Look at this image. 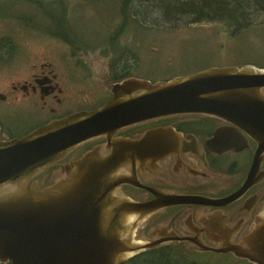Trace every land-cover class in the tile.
Here are the masks:
<instances>
[{
  "label": "water",
  "instance_id": "1",
  "mask_svg": "<svg viewBox=\"0 0 264 264\" xmlns=\"http://www.w3.org/2000/svg\"><path fill=\"white\" fill-rule=\"evenodd\" d=\"M100 77L112 92L104 105L52 120L22 138L0 141L1 264H122L165 245L140 240L136 231L166 198L135 205L113 195L111 180L119 177L116 168L122 160H144L149 149L163 147V134L168 138L176 130L155 128L138 140L116 139L110 156L94 152L64 163L65 176L37 188L36 176L88 141L149 121L204 114L251 123L249 133L258 153L264 152L263 67L212 66L157 81ZM197 243L200 251L233 253L264 264V224L250 236L249 249Z\"/></svg>",
  "mask_w": 264,
  "mask_h": 264
},
{
  "label": "flooded vegetation",
  "instance_id": "2",
  "mask_svg": "<svg viewBox=\"0 0 264 264\" xmlns=\"http://www.w3.org/2000/svg\"><path fill=\"white\" fill-rule=\"evenodd\" d=\"M33 58L34 55L30 59ZM135 60L133 50L121 59L120 72L127 75L117 80L113 76L119 70L112 68L111 56L107 61L108 74L104 75H110L112 82L131 76L152 81L169 79L133 74ZM13 64H2L0 68L9 67L6 71L13 75L19 72L11 67ZM106 97L91 101L86 107L61 109L72 100L67 101L65 85L54 63L33 60L20 77L7 81L0 89V141L22 138L70 113L96 109L111 99V91ZM27 119L34 120L28 129L21 127ZM155 128H172L176 132H170L168 138L163 134V147L155 152L149 149L144 160L126 159L117 163L119 177L111 180L115 183L113 195L135 205L166 198V204L152 209L158 211L138 226L137 236L140 240H160L164 246L187 247L202 254L238 259L233 253L200 251L197 242L217 248L241 245L249 249L250 236L264 224V152L258 153V143L249 133L253 128L251 123L198 114L124 128L110 138L94 139L73 149L34 178L37 188L48 187L65 176L61 173L62 164L79 161L94 152L108 157L116 139L138 140Z\"/></svg>",
  "mask_w": 264,
  "mask_h": 264
},
{
  "label": "rangeland",
  "instance_id": "3",
  "mask_svg": "<svg viewBox=\"0 0 264 264\" xmlns=\"http://www.w3.org/2000/svg\"><path fill=\"white\" fill-rule=\"evenodd\" d=\"M15 1L13 7L14 0H0V15H7L0 16V44L5 43L0 47V65L14 63L11 67L19 72L10 75L6 71L9 67L0 68V89L7 81L20 77L31 61H51L65 85L67 101L72 100L61 109L86 107L85 104L110 95L100 75L108 74L107 61L111 56L116 61L111 46L115 40L121 47L129 48V53L135 52L132 73L152 79L211 66L250 63L264 68V10L260 5L250 6L252 25L246 28L224 21L189 23V15L169 20L162 14L160 0H135L134 8L129 9L133 19L119 29L124 20L120 0H70L65 12L76 40L71 44L63 37L28 24L41 27L54 24L31 0ZM40 1L53 2L57 12V0ZM117 31L120 32L116 34ZM17 119L22 120L20 116ZM33 124L34 120L27 119L21 127L28 129ZM180 250L200 264H253L233 256Z\"/></svg>",
  "mask_w": 264,
  "mask_h": 264
},
{
  "label": "trees",
  "instance_id": "4",
  "mask_svg": "<svg viewBox=\"0 0 264 264\" xmlns=\"http://www.w3.org/2000/svg\"><path fill=\"white\" fill-rule=\"evenodd\" d=\"M35 5L44 11V15L47 19L53 20L54 24L41 27L39 24H33L28 22L31 26L42 28L46 33H50L54 36L65 38L71 44H75L76 40L72 33V30L68 26V15H66L65 8L67 7V1L70 0H57V6L53 2L44 3L40 0H31ZM135 0H120L121 14L124 17L122 25L119 29H122L125 24H128L133 18L129 13V9L134 8ZM159 5L162 9V14L169 18V20H177L179 15L191 16L189 23H198L202 21H224L232 26L249 28L252 25L250 21L251 9L250 6L260 5L264 10V0H160ZM14 0V6L16 5ZM49 5H54L50 7ZM7 16V15H0ZM120 31H117L119 33ZM113 39H117V35L112 36ZM4 41V40H1ZM5 44V43H4ZM4 44H0L2 47ZM113 51L115 54V60L111 65L113 69L119 70L113 76L114 79H122L127 74L120 72V61L126 56L130 49L127 47H121L117 40L111 42ZM113 60V56H112ZM180 248L187 251L202 254L193 251L187 247L166 245L155 249H150L142 252L128 261L122 264H200L196 259L192 258L181 252ZM206 255V254H204ZM238 260V259H237ZM243 262H248L240 260Z\"/></svg>",
  "mask_w": 264,
  "mask_h": 264
}]
</instances>
